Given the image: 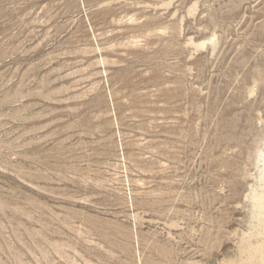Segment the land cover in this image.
Wrapping results in <instances>:
<instances>
[{"label":"rangeland","instance_id":"1","mask_svg":"<svg viewBox=\"0 0 264 264\" xmlns=\"http://www.w3.org/2000/svg\"><path fill=\"white\" fill-rule=\"evenodd\" d=\"M0 264H264V0H0Z\"/></svg>","mask_w":264,"mask_h":264}]
</instances>
